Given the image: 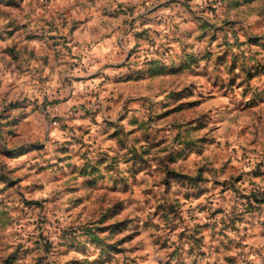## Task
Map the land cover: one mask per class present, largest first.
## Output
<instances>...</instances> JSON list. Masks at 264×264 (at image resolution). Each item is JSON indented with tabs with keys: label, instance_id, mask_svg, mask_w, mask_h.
<instances>
[{
	"label": "clouds",
	"instance_id": "clouds-1",
	"mask_svg": "<svg viewBox=\"0 0 264 264\" xmlns=\"http://www.w3.org/2000/svg\"><path fill=\"white\" fill-rule=\"evenodd\" d=\"M0 264H264V0H0Z\"/></svg>",
	"mask_w": 264,
	"mask_h": 264
},
{
	"label": "rangeland",
	"instance_id": "rangeland-1",
	"mask_svg": "<svg viewBox=\"0 0 264 264\" xmlns=\"http://www.w3.org/2000/svg\"><path fill=\"white\" fill-rule=\"evenodd\" d=\"M187 89H185V91H186ZM180 95H182V93H173V97H177V96H180ZM181 107H183V105H181Z\"/></svg>",
	"mask_w": 264,
	"mask_h": 264
}]
</instances>
